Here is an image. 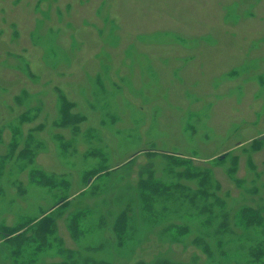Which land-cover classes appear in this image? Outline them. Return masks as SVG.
Listing matches in <instances>:
<instances>
[{"label": "rangeland", "instance_id": "374dc122", "mask_svg": "<svg viewBox=\"0 0 264 264\" xmlns=\"http://www.w3.org/2000/svg\"><path fill=\"white\" fill-rule=\"evenodd\" d=\"M45 1L34 3L42 20L27 42L19 51L1 53L0 63L11 71L10 79L4 78L8 82L0 80V226L55 212L52 246L37 252L32 264L160 259L264 264V253L253 255L256 247L264 249V25L251 18L264 15V0H177L176 8H169L168 0H147L140 11L150 12L149 26L134 27V37L124 41L111 37L115 19L109 0H84L96 16H104L95 33L87 23L80 33L89 42L87 53L73 29L79 23L66 20L77 6L66 0L52 14L49 7L42 9ZM160 11L187 19L176 27L161 20ZM13 21L6 28L10 41L24 37ZM64 29L69 39L61 43ZM49 38L56 47L43 53ZM30 45L42 53L39 69L26 54ZM145 45L156 47L162 63L170 65L162 77L154 72L152 81L142 73L152 66L137 70L132 58L140 51L149 61ZM235 49L238 56L230 57ZM221 50L225 57H219ZM78 53L84 56L74 72L71 62ZM12 57L19 62L12 63ZM41 71L48 75L42 78ZM194 72L198 76L192 79ZM21 78L31 85L10 89ZM166 85L179 96L170 98L162 90ZM8 91L10 97L3 98ZM167 102L169 119L162 116ZM251 105L260 110L247 113ZM63 109L72 123L62 119ZM213 112L219 116L214 121ZM210 124L222 130L213 132ZM167 155L187 162H172ZM33 170L51 177L54 185L33 182ZM147 180L168 188L152 201V213L145 211L141 196ZM62 196L67 205L58 211ZM243 208L256 211L260 221L243 224ZM122 214L125 233L119 244L114 229ZM10 249L0 234V264H15Z\"/></svg>", "mask_w": 264, "mask_h": 264}, {"label": "bare ground", "instance_id": "6f19581e", "mask_svg": "<svg viewBox=\"0 0 264 264\" xmlns=\"http://www.w3.org/2000/svg\"><path fill=\"white\" fill-rule=\"evenodd\" d=\"M36 0H22L21 2L14 4V0H1L0 3V10L3 9L5 10V12L3 14L0 13V31H2V34L0 35V42H6L4 44V49L0 48V58L2 57L1 53L3 54L7 49H12L15 51H19L21 49V47L23 46V42L25 43V41L27 42V36L29 35V31L31 30V28L33 27V25L37 22H39L40 20H42V17L40 16V14L38 12H35L33 10L34 7V3ZM69 2H71L72 5L77 6L74 10L73 13H71L69 15V18L67 19H72L76 22L79 23L78 26H75L73 29L75 31V36H79V40L82 42L83 44V50L85 51V53L89 52V42H87V39L82 38V35L80 34L83 31H87L85 29V23H87V25H92L93 27V32L95 33V26H97V23L100 24V21L103 20L104 16H96L95 15V8H87L86 7V3L84 2V0H68ZM97 0H95L94 2H96ZM147 2V0H126L125 4L122 2H118V0H109V5L111 7V5L113 6V10L111 11V13L114 15L115 19V26L113 27V29H111V37L112 38H120V41H124L126 38H132L135 35L134 32V27H141L143 25H147L146 22H148L150 20V12L147 11H140V6L142 7L145 6L144 3ZM54 3V4H52ZM66 3V0H46L43 4H42V9L44 8H48L51 10L52 14H53V9H55L57 6H62ZM167 5L169 8H176L177 7V0H168ZM131 6L132 9H130L128 6ZM144 8V7H142ZM141 8V9H142ZM110 9V8H109ZM182 9V8H181ZM104 13H108V8L107 10L105 9ZM161 16V20H165L166 22H168L169 24H175V26H179V23H183L184 19H187L186 16H176L174 19L173 17H171L170 15H168L166 12L164 11H160L158 12ZM6 16V18L4 19L3 16ZM84 16V17H81ZM13 17V18H12ZM132 17V18H131ZM11 18V19H9ZM83 18V19H82ZM253 22H259L260 24L264 25V15H261L259 13H255V15L253 17ZM51 20L48 21V23L50 22L51 25L54 24V20L55 18L51 17ZM14 20L17 23V26L20 28V30L22 31V34L24 37L21 38H17L16 41H10L8 39V30H6L7 26L9 25V21ZM132 22H129L131 21ZM13 21V22H14ZM84 24H83V23ZM179 22V23H178ZM45 28L44 26L41 28V31H44ZM115 30H117V32L115 33ZM68 30L64 29L62 31V33H60V35H58V39L60 40V42H65V40L68 41L69 37L67 36L68 32H66ZM174 37L177 36V34H172ZM43 46V53H50L52 48H55V44H53V42H51V38L47 39L44 41V43H42ZM146 47H149V45H145ZM139 48H143L144 44H140L138 46ZM42 50V49H41ZM156 47H149V53L151 54L149 61H145L143 60V57L140 55L142 54V52L140 51H136V55H134L132 58L134 59L135 62V68L138 70V68H140L143 64L144 65H151L152 69H148L147 67L145 69L142 70L143 73V77L144 79H146L147 81H152L153 80V76L152 74H154V72H157L160 77H162L163 75H166V73L170 70V65H164L162 63V58L161 55L156 51ZM155 51V53L153 54V52ZM230 57H236L238 56V52L237 49L230 51ZM27 56L30 57L32 59V67L39 69L40 68V61H41V55L42 54L40 52V49L38 46L32 47V45H30L29 49L26 52ZM219 57H225L227 55L225 50H221L218 53ZM53 58H57V56H53L50 55ZM81 56H84L81 53H78L76 55H74V59L71 62L72 65V70H76V67H78V63L81 60ZM10 61L12 63H18V60H15V58H10ZM152 61V63H151ZM191 62V61H189ZM197 61H194L192 64L188 65L190 66L188 70H191L195 65H196ZM43 70V69H40ZM10 71L11 69H8V66H4L2 65V63H0V80H6V79H10L8 78L10 76ZM218 72L220 70H217ZM8 74V75H7ZM198 73H193L192 79H194V77L198 76ZM40 75L42 76V78L44 76H47L48 74L44 71H41ZM203 78H206V76H202ZM6 78V79H4ZM191 79V80H192ZM22 82L20 81H14L12 82V87L10 89H18L22 84H26L28 87L31 85L30 81L28 79L25 78H21ZM6 82H8L6 80ZM163 82H165L163 80ZM167 84L169 83L166 80ZM1 86V85H0ZM9 89V90H10ZM162 90L168 91L170 98L174 97V96H179L180 91H173V90H168L167 89V85L162 88ZM10 92H5L3 95V98H9L10 97ZM122 99H124V97L122 96V98L120 99V102L122 101ZM229 101V96L228 98H226V101L224 102L223 105L227 104ZM264 103V102H263ZM263 103L259 106L261 107L263 105ZM192 106V105H191ZM250 107V108H249ZM246 110L247 113L250 112V114L253 113V110H255L257 112V110H260L259 107L258 109H253L252 105L249 106ZM84 108V105L81 106V109ZM262 108V107H261ZM191 110V107H190ZM188 112V109H186V111H183V113H180L181 117H183L186 113ZM174 113L177 114V112L174 110ZM148 113L145 115V117H147ZM162 116L165 117V119H169L171 118V107L169 105V102H167L166 106L163 107V113ZM211 118V120H215L218 116V112H213L211 116H209ZM125 124V123H124ZM210 130H212L213 132H216V130H222V128L220 127H214L212 126V124H210ZM128 128L132 127L131 123H127L124 125ZM176 126V125H175ZM177 131H181L180 126H177ZM217 134H219V132H217ZM48 157H51V154H47Z\"/></svg>", "mask_w": 264, "mask_h": 264}, {"label": "trees", "instance_id": "16d2710c", "mask_svg": "<svg viewBox=\"0 0 264 264\" xmlns=\"http://www.w3.org/2000/svg\"><path fill=\"white\" fill-rule=\"evenodd\" d=\"M66 109V107H65ZM63 109L62 119L65 121H70L71 119H65L66 112ZM172 162L175 163H183L187 161L176 160L171 158L167 155ZM186 173V171L184 172ZM187 175V173L185 174ZM193 174L190 172V174ZM31 177L34 179L33 182L41 185H54V181H52L51 177H47V175L43 174L40 170H33ZM141 196L144 209L147 213H152V201L155 197L164 196L167 194V187L162 186L160 182L157 180H147L144 183H141ZM58 206L56 207L59 211L60 209L64 208L67 205V198L66 196H62L56 203ZM240 220L243 224H251L257 223L260 220L258 213L251 208H243L240 211ZM57 215H55L54 211L48 210L43 213L42 216L34 219H30L29 217H25L18 222V224L14 226H0V234L2 238V242L4 245L10 247V254L13 262L15 264H32L35 261V257L37 252L44 250L48 247H51L52 244L50 242V236L53 235L54 232V221ZM77 218L79 216L76 214L71 218V231L74 235L78 234L76 225H77ZM118 221L115 223V232L117 234V238L119 239V244L122 242L124 238V214L119 216L117 219ZM26 250L28 253L26 254ZM257 250V251H256ZM264 253V249H259L256 247L253 251V255L259 256L260 254ZM24 254L26 255L24 257ZM19 257L23 258V260H19ZM146 264V263H140ZM150 264H180L175 263L166 259L156 260Z\"/></svg>", "mask_w": 264, "mask_h": 264}]
</instances>
